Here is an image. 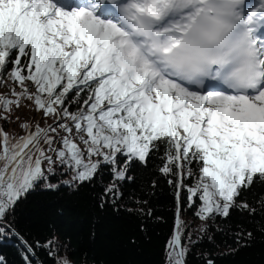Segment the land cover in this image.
<instances>
[{
  "label": "snow or ice",
  "instance_id": "obj_1",
  "mask_svg": "<svg viewBox=\"0 0 264 264\" xmlns=\"http://www.w3.org/2000/svg\"><path fill=\"white\" fill-rule=\"evenodd\" d=\"M5 87L0 237L19 236L18 202L37 186L56 189L50 177L70 173L62 183L71 187L107 171L103 193L115 202L132 166L151 156L174 189L166 264H186L195 243L182 212L205 223L236 208L258 212L242 196L264 184V0H89L71 9L0 0ZM21 108L32 115H16ZM37 246L52 264H76L55 236Z\"/></svg>",
  "mask_w": 264,
  "mask_h": 264
},
{
  "label": "trees",
  "instance_id": "obj_2",
  "mask_svg": "<svg viewBox=\"0 0 264 264\" xmlns=\"http://www.w3.org/2000/svg\"><path fill=\"white\" fill-rule=\"evenodd\" d=\"M4 127L9 132L21 131L12 124ZM161 165L158 156H151L147 165L134 164L129 173L133 179L124 183L123 197L115 202L103 193L110 179L107 171L102 179L71 187L62 183L70 180V173L50 177L59 185L56 189L37 186L18 202L12 223L19 236L0 237V257L6 264H25V255L31 264H52L37 242L43 245L55 236L66 245L76 264H166L175 198L168 177L158 170ZM242 198L258 212L250 214L236 208L229 217L206 223L195 218L191 209L182 212V218L192 224L195 241H185L190 248L186 264H207L209 259L214 264H264V212L259 211L258 203L264 198V184L256 183ZM142 208L145 212L151 209L152 215L143 214ZM201 225L207 227L204 234L195 231ZM248 232L253 233L250 240ZM22 240L33 246L32 252Z\"/></svg>",
  "mask_w": 264,
  "mask_h": 264
},
{
  "label": "rangeland",
  "instance_id": "obj_3",
  "mask_svg": "<svg viewBox=\"0 0 264 264\" xmlns=\"http://www.w3.org/2000/svg\"><path fill=\"white\" fill-rule=\"evenodd\" d=\"M73 7L74 6H72V7H65V8L66 9H71ZM75 7H77V6H75ZM7 91H8V88L7 87L1 89V93H7ZM16 115H20V116L24 117V119H27L30 115H32V113L28 112L24 108H21L20 111L18 113H16Z\"/></svg>",
  "mask_w": 264,
  "mask_h": 264
}]
</instances>
